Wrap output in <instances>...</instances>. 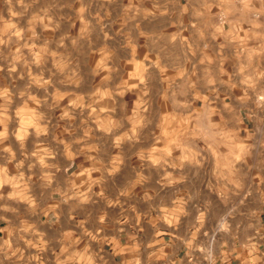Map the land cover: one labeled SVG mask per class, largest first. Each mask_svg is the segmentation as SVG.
Segmentation results:
<instances>
[{
  "label": "crops",
  "instance_id": "obj_1",
  "mask_svg": "<svg viewBox=\"0 0 264 264\" xmlns=\"http://www.w3.org/2000/svg\"><path fill=\"white\" fill-rule=\"evenodd\" d=\"M101 4L103 47L134 84L181 85L183 102L215 104L199 117L245 140L182 143L195 158L150 143L145 168L146 145L113 142L48 175L45 147L31 174L29 141L0 146V264H264V0Z\"/></svg>",
  "mask_w": 264,
  "mask_h": 264
},
{
  "label": "rangeland",
  "instance_id": "obj_2",
  "mask_svg": "<svg viewBox=\"0 0 264 264\" xmlns=\"http://www.w3.org/2000/svg\"><path fill=\"white\" fill-rule=\"evenodd\" d=\"M101 2L0 0V146L29 141L31 174L38 170L33 150L45 147L48 175L53 165L64 164L66 154L75 164H88L87 154L107 153L105 144L113 142H141L147 148L151 143L159 157L186 152L195 158L199 152L183 151L182 143L245 140L216 127L221 119L199 117V108L215 104L183 102L188 93L181 85L134 84V71L118 60L124 54L111 56L109 45L103 47L101 29L109 21L101 16L106 8ZM204 152L214 156L212 149ZM245 152L239 146L237 158ZM149 153V148L141 151L143 168ZM213 172V166L205 167L206 174Z\"/></svg>",
  "mask_w": 264,
  "mask_h": 264
}]
</instances>
